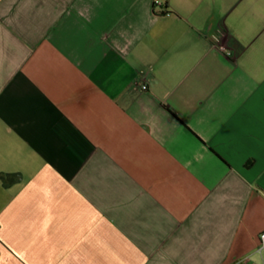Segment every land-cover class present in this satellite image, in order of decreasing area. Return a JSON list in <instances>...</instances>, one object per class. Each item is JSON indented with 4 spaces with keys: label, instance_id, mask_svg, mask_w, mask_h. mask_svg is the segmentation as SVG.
I'll return each instance as SVG.
<instances>
[{
    "label": "crops",
    "instance_id": "crops-1",
    "mask_svg": "<svg viewBox=\"0 0 264 264\" xmlns=\"http://www.w3.org/2000/svg\"><path fill=\"white\" fill-rule=\"evenodd\" d=\"M0 173V264H264V0H0Z\"/></svg>",
    "mask_w": 264,
    "mask_h": 264
},
{
    "label": "trees",
    "instance_id": "trees-1",
    "mask_svg": "<svg viewBox=\"0 0 264 264\" xmlns=\"http://www.w3.org/2000/svg\"><path fill=\"white\" fill-rule=\"evenodd\" d=\"M0 179L5 187H10L19 181L18 174L0 173Z\"/></svg>",
    "mask_w": 264,
    "mask_h": 264
},
{
    "label": "built area",
    "instance_id": "built-area-1",
    "mask_svg": "<svg viewBox=\"0 0 264 264\" xmlns=\"http://www.w3.org/2000/svg\"><path fill=\"white\" fill-rule=\"evenodd\" d=\"M220 49L227 55L232 56L233 51L227 48L226 46H221ZM143 89H147V85L143 86ZM264 249V232L260 235V246L259 250L262 251Z\"/></svg>",
    "mask_w": 264,
    "mask_h": 264
}]
</instances>
